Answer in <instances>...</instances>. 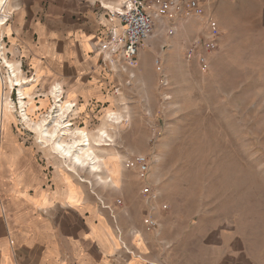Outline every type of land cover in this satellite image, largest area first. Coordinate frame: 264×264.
I'll use <instances>...</instances> for the list:
<instances>
[{"label": "rangeland", "instance_id": "1", "mask_svg": "<svg viewBox=\"0 0 264 264\" xmlns=\"http://www.w3.org/2000/svg\"><path fill=\"white\" fill-rule=\"evenodd\" d=\"M18 1L7 0L0 21V124L2 113L13 110L15 135L22 140L29 137L37 145L40 162L46 165L49 158L69 170L58 154L42 147L33 126L22 116L23 88L35 86H31L34 97L27 98L29 107L34 105L29 111L33 121L43 116L51 120L58 97L50 95L53 106L47 112L41 110L45 102L37 107L39 94L47 86H39L34 66L19 46L15 48L13 34L7 31ZM187 1L162 16L155 15V1H149L153 29L141 45L135 66L126 71L123 59L109 57L100 48L115 26L123 25L115 14L121 0L115 10L109 9L119 23L111 26L108 38L98 42L95 50L113 76L116 109L124 120L120 125L107 122L113 110L103 115L102 106L92 105V127L106 124L112 135L110 145L97 149L104 158L103 179L97 180L87 169L72 172L113 214L116 224L113 202L130 208L128 219L141 220V231L160 234L163 248L178 250L177 264H186L188 252L200 257L208 242L214 248L222 241V232L232 238L229 234L234 231L264 262V0L212 3V9L220 5L216 8L222 22L204 9L203 14L193 15ZM210 19L219 27L217 38H210ZM135 76L140 78L136 88ZM164 76L167 84L162 83ZM59 96L65 99L63 89ZM82 116L69 119L82 127ZM137 154L149 157L145 176L153 187L152 196L141 192L148 184L134 166ZM149 218L158 225H150Z\"/></svg>", "mask_w": 264, "mask_h": 264}, {"label": "crops", "instance_id": "2", "mask_svg": "<svg viewBox=\"0 0 264 264\" xmlns=\"http://www.w3.org/2000/svg\"><path fill=\"white\" fill-rule=\"evenodd\" d=\"M221 1H202L203 9L219 22L220 5L212 9V3ZM119 5L120 0L18 1L7 31L34 66L39 86H47L36 101L37 107L46 103L42 112L53 106L55 85L60 94L65 92L62 102L76 103L79 110L72 112V119L83 115L80 128L96 133L102 126L91 125L94 104L103 107V115L107 109L119 112L113 76L95 50L117 24L109 9ZM139 80L132 79L135 88ZM14 118L12 111H5L0 124V264H177L178 250L163 248L160 234L141 231V220L128 219L130 208L113 202L121 228L116 226L113 214L72 171L49 158L46 165L41 163L37 145L15 135ZM225 234L214 248L208 242L200 257L188 252L186 264H264L238 231L229 234L232 238Z\"/></svg>", "mask_w": 264, "mask_h": 264}, {"label": "bare ground", "instance_id": "3", "mask_svg": "<svg viewBox=\"0 0 264 264\" xmlns=\"http://www.w3.org/2000/svg\"><path fill=\"white\" fill-rule=\"evenodd\" d=\"M6 6L7 0H0V21H3L4 19L3 14L4 11H6ZM123 30L124 26L122 24L119 23L115 26V32L117 35H120ZM10 67L15 71L14 64H10ZM31 86L34 85L32 84ZM31 86L21 90L22 96L20 97V107L23 110L22 116L24 120L29 122L38 134V139L40 140L39 142H41L42 147L50 148L54 153L58 154L61 159L64 160V163L69 170L76 172L79 168L87 169L92 175L96 176L97 180L103 179L102 172L104 171V158L97 153V149L102 146L110 145L107 141L108 139L111 140L112 135L109 133L107 125L104 124L97 133L88 131L85 128H80L79 126L73 127V123L71 119H69L71 113L75 111L73 102H62L59 96L61 90L58 85H55L52 89V94L55 97H58V99H56V106L54 105L56 114L52 115L51 120H48L46 116H43L41 120L33 121L30 117L29 111L34 109V105L29 107L27 100V98L30 100L34 97ZM8 104L9 103L7 102L6 105ZM53 112L54 110L50 112V115ZM106 117L107 122H112L118 125L124 120L123 115L117 111H109ZM68 137H71V140H68ZM88 182L91 181L88 180Z\"/></svg>", "mask_w": 264, "mask_h": 264}, {"label": "built area", "instance_id": "4", "mask_svg": "<svg viewBox=\"0 0 264 264\" xmlns=\"http://www.w3.org/2000/svg\"><path fill=\"white\" fill-rule=\"evenodd\" d=\"M149 1L154 2V9L156 16L166 15L178 9L182 0H121V5L115 11L121 23H123L124 30L121 35H117L115 29L111 32V38L107 42H102L100 45L104 53H108L109 57L121 58L125 61L122 67L126 71L129 67L135 66L136 58L140 52L142 43L150 36L153 29V15L148 10L151 6ZM203 0H188L187 6L192 10L193 15L203 14ZM153 7V6H152ZM209 28L211 31L210 38H217L219 34V27L212 19L209 20ZM192 51L188 56H192ZM159 64L160 60L157 59ZM133 77V75H130ZM163 84H167V78L163 77ZM150 160L146 154H137L134 157V166L141 174V181L148 184L142 188L141 192L145 196H152L154 194L153 187L147 181L145 176L150 170ZM149 199V198H147ZM121 202V201H119ZM150 225H158L156 220L149 218Z\"/></svg>", "mask_w": 264, "mask_h": 264}]
</instances>
